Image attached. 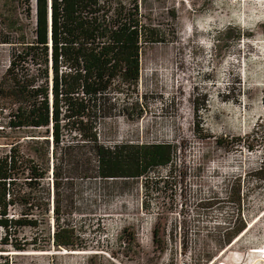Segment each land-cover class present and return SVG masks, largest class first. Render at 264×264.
Returning a JSON list of instances; mask_svg holds the SVG:
<instances>
[{
    "label": "rangeland",
    "instance_id": "rangeland-1",
    "mask_svg": "<svg viewBox=\"0 0 264 264\" xmlns=\"http://www.w3.org/2000/svg\"><path fill=\"white\" fill-rule=\"evenodd\" d=\"M138 2L162 41L144 49L137 95L127 102L143 114L132 119L117 111L98 132L106 145H176L174 164L182 178L169 188L173 202L152 198L146 210L140 180L62 178L61 198L83 213L73 222L95 248L17 251L3 244L0 229V264H195L212 256L209 264H264V140L254 151L241 144L248 137L252 143L264 125V0ZM33 14L35 0H0V18L28 33ZM9 58L10 48L0 45V81ZM118 97L121 106L126 100ZM44 132H1L0 155L17 144L37 159ZM49 166L52 206L51 156ZM156 229L162 248L153 243ZM35 233L21 229L14 242L30 241Z\"/></svg>",
    "mask_w": 264,
    "mask_h": 264
},
{
    "label": "trees",
    "instance_id": "trees-1",
    "mask_svg": "<svg viewBox=\"0 0 264 264\" xmlns=\"http://www.w3.org/2000/svg\"><path fill=\"white\" fill-rule=\"evenodd\" d=\"M33 17L29 33L11 18H0V45L10 48L0 81V133L45 129L47 137L36 142L43 146V153L35 150L37 159L23 154L17 144L0 155L2 242L17 251L88 252L95 246L81 239L80 227L73 222L74 215L83 213L61 198L62 178L95 174L104 181L140 180L146 210L152 198L173 202L169 188L182 178L174 164L176 145H106L98 132L101 122L117 111L127 118L142 116V110L134 113L135 105L127 102L137 95L144 49L162 41L138 0H35ZM118 96L126 100L121 106ZM259 134L261 140L256 139ZM247 139L241 144L254 151L264 140V125L253 132L252 143ZM49 156L55 190L52 206ZM162 169H168V175H160ZM24 228L35 235L15 243ZM244 229L245 225L233 229L220 248ZM160 235L159 229L153 233L157 248L163 245ZM135 240L132 235L131 241ZM212 259L195 264H209Z\"/></svg>",
    "mask_w": 264,
    "mask_h": 264
},
{
    "label": "bare ground",
    "instance_id": "bare-ground-1",
    "mask_svg": "<svg viewBox=\"0 0 264 264\" xmlns=\"http://www.w3.org/2000/svg\"><path fill=\"white\" fill-rule=\"evenodd\" d=\"M64 250H65V249H64ZM65 252H69V251H66V250H65ZM70 252H73V251H70ZM257 252H258V251H257ZM261 253H262V252H261Z\"/></svg>",
    "mask_w": 264,
    "mask_h": 264
}]
</instances>
